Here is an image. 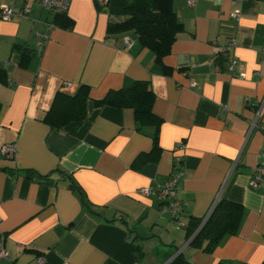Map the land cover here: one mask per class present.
Returning <instances> with one entry per match:
<instances>
[{
    "label": "crops",
    "instance_id": "obj_1",
    "mask_svg": "<svg viewBox=\"0 0 264 264\" xmlns=\"http://www.w3.org/2000/svg\"><path fill=\"white\" fill-rule=\"evenodd\" d=\"M189 1L173 0L184 29L163 59L166 72L134 32H108L109 14L97 0H72V29H49L55 15L39 0H0V10H31L27 18H0V70L7 72L0 148L17 149L13 160L0 154V231L10 257L0 264L39 257L46 264H169L180 254L191 264H264V181L249 186L264 149V107L252 127L264 104V0ZM38 32L48 36L44 44ZM15 43L39 51L27 69ZM136 81L153 89L158 131L141 126L132 109L95 105ZM81 85L91 89L86 117L61 129L48 125L56 95ZM156 133L158 157L134 166L153 151ZM176 156L183 175L181 212L173 217L157 191ZM222 197L243 205L239 230L210 252L192 247L186 226L192 218L204 224Z\"/></svg>",
    "mask_w": 264,
    "mask_h": 264
},
{
    "label": "trees",
    "instance_id": "obj_2",
    "mask_svg": "<svg viewBox=\"0 0 264 264\" xmlns=\"http://www.w3.org/2000/svg\"><path fill=\"white\" fill-rule=\"evenodd\" d=\"M104 8L109 14V33L134 32L142 47L151 50L156 62L162 65L166 72L169 71L164 66L163 59L170 54L177 35L184 29L183 23L176 16L173 0H110ZM74 24L68 14L56 15L54 18V25L64 29H72ZM13 51L16 52L18 65L24 69L39 56L37 49L24 43H15ZM0 81H7L6 70H0ZM90 95L91 89L87 85H81L73 95L59 92L44 121L55 129H61L72 121L84 119ZM154 101L155 94L149 81H136L130 87L110 90L103 99L95 100V105L132 109L136 121L141 126H154L158 131L162 120L153 111ZM154 140L153 151L139 156L134 166L141 167L146 161L158 157L161 147L157 133ZM72 187L77 188L74 183ZM244 211L242 204L222 197L204 224L197 218L190 220L186 226L190 245L204 251H212L226 235L237 233ZM141 249V246L137 249L138 257L144 255ZM169 264L191 263L180 254Z\"/></svg>",
    "mask_w": 264,
    "mask_h": 264
},
{
    "label": "built area",
    "instance_id": "obj_3",
    "mask_svg": "<svg viewBox=\"0 0 264 264\" xmlns=\"http://www.w3.org/2000/svg\"><path fill=\"white\" fill-rule=\"evenodd\" d=\"M110 0H97V4L104 8L107 6ZM72 0H39L40 5L46 11H48L52 15H64L68 14L70 10ZM189 4L194 6V0H190ZM31 12L30 8L25 6L20 10H15V8L11 5H4L0 10V18L3 20H10L14 16H20L27 18L29 13ZM233 16L239 17L240 13L238 11L232 12ZM48 28L51 29L55 25L54 23H48ZM37 36L40 39V44H44L48 36L46 34L37 33ZM127 43L130 44V40L127 38ZM239 64V62L234 59L230 65V71H233L235 67ZM67 86H71V83H67ZM196 83L191 84V86H196ZM264 107V104L259 105V111L256 119L252 122V127L257 125V120L260 116V113ZM264 131V126H263ZM184 147L183 144L179 145V148L182 149ZM17 149L16 144H4L0 148V154L2 157L13 160L16 157ZM262 160L261 162L254 167L253 175L249 179V186L252 189H257L260 187L261 182L264 181V149L261 154ZM182 158L181 156H176L174 160L175 170L170 176V178L158 189L157 198L161 203V209L163 211L169 212L173 217H178L181 212L180 201L177 199V191L178 185L183 175V166H182ZM140 192L145 195H150L153 193L151 188L143 187L140 189ZM0 259L9 260V254L4 246L3 236L0 231ZM37 264H46L44 257H39L37 260Z\"/></svg>",
    "mask_w": 264,
    "mask_h": 264
}]
</instances>
